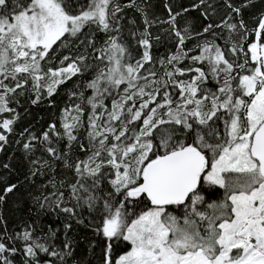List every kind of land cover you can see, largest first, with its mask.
Wrapping results in <instances>:
<instances>
[{
    "label": "snow or ice",
    "instance_id": "1",
    "mask_svg": "<svg viewBox=\"0 0 264 264\" xmlns=\"http://www.w3.org/2000/svg\"><path fill=\"white\" fill-rule=\"evenodd\" d=\"M250 3L223 0L227 18L195 32L177 27L189 8L165 3L169 19L160 23L174 51L161 58L156 21L137 0H0V115L12 114L0 119V151L19 116L17 97L30 93L38 104L92 72L91 94L71 92L78 102L59 126L29 134L22 147L47 156L30 160L29 178L54 173L41 185L51 190L34 197L41 208L95 213L100 264H264V12L249 26L242 8ZM202 5L210 20L215 6L192 8ZM125 9L141 14L142 30L125 34ZM70 39L83 53L51 66ZM16 188L4 187L0 203ZM55 236L30 224L10 234L0 216V264L18 256L19 264H68L72 245L56 246Z\"/></svg>",
    "mask_w": 264,
    "mask_h": 264
},
{
    "label": "trees",
    "instance_id": "2",
    "mask_svg": "<svg viewBox=\"0 0 264 264\" xmlns=\"http://www.w3.org/2000/svg\"><path fill=\"white\" fill-rule=\"evenodd\" d=\"M79 3H84L85 0H78ZM121 4L127 3L128 0H119ZM199 0H137L138 4L145 7L149 14V18L156 21L151 29L154 36H160V41L155 43L153 54L156 57H165L170 52L174 51V40L169 36L166 29L169 25L160 23L169 19L168 13L164 8L165 3L172 6L173 11L182 12L184 8H189L188 12H184L182 16L177 17V27L183 29L190 27L193 32L199 31L208 22L221 23L222 19H226L227 9L223 5V0H208L215 6V13L211 15L210 20H205L201 13L204 11V6L200 8H192L193 4ZM248 0H232L236 7H241ZM211 12V9H209ZM261 12H264V0H252L247 8H242V16L249 26H252L254 17H257ZM124 19L121 24L127 29L143 28V18L135 9H125L121 14ZM131 21H135L132 24ZM231 22V21H230ZM217 32H224L225 29H217ZM103 39V34H99L98 43ZM197 40L200 38L197 37ZM211 39V37H209ZM193 46V41L188 42V47ZM84 49L79 45L78 41L70 39L67 47H61L55 53V59L51 66H59V58L68 55L75 58L83 53ZM89 64H94V61L89 57ZM92 75L91 70L85 71L78 77H73L66 84L61 85L57 94L51 98H45L38 104L31 103V94H25L17 97L18 103H12L11 107L15 108L19 114L18 119L13 125V132L9 135L8 143L4 146V150L0 151V193L8 184H17L16 190L8 194L5 200L0 203V216H3L7 230L11 233H17L24 229L26 225H32L37 235L44 236L50 231L56 233L54 243L58 247H62L67 240L71 243L73 254L68 258V264H100V248H91V245L96 241L91 227L95 213H89L88 210H78L76 218H69L59 210H51L47 207L41 208L39 202L34 200V197L40 196L41 192L45 195L51 189H42L41 185L47 183L54 173L49 172L45 176L30 177V160L34 157L43 154L42 147L34 154H26L23 150V143L28 139L29 134L41 136L44 131L48 130V125L57 123L59 126V118L62 110L73 103L78 102L75 98L70 99V93L73 91H84L85 95H90L91 90H87L85 85ZM12 114L5 113L0 115V119L8 118ZM25 129L28 131L26 132ZM23 133V135H21ZM83 138V136H82ZM63 148V142L55 145ZM46 159V154H43ZM7 164L8 168L4 165ZM58 173H63L61 167H57ZM71 179V174H67ZM62 175H57L56 179L60 180ZM77 219L83 220V223H77ZM65 224H70V228H65ZM43 242V241H41ZM123 249L118 248L117 251ZM43 255V254H41ZM21 257H17L19 264Z\"/></svg>",
    "mask_w": 264,
    "mask_h": 264
}]
</instances>
